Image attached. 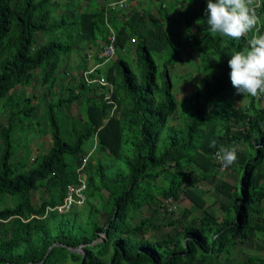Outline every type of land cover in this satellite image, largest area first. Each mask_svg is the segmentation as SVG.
Returning <instances> with one entry per match:
<instances>
[{
  "label": "trees",
  "instance_id": "obj_1",
  "mask_svg": "<svg viewBox=\"0 0 264 264\" xmlns=\"http://www.w3.org/2000/svg\"><path fill=\"white\" fill-rule=\"evenodd\" d=\"M54 1L0 0V264H264V249L255 254L244 246L264 237V107L250 97L238 106L228 88V61L249 46L248 38L214 41L201 31L196 75L186 82L188 92L179 89L177 103L172 82L155 76L154 61L172 65L181 53L165 35L144 28L151 9L133 13L129 28L117 26L110 13L116 50L127 49L134 36L135 60L116 58L103 72L117 105L116 116L103 122L107 106L95 86L72 83L65 99L54 98L52 88L70 53L105 39L104 9L97 0H80L79 11H67V2ZM58 5L63 12L54 16ZM155 7L165 11L161 3ZM29 87L38 93L27 97ZM35 97L49 102L48 129L44 121V128H34ZM236 127L245 133L232 131ZM94 134L96 149L82 168L84 203L45 211L61 206L66 186L77 183L76 169ZM46 135V152L26 147ZM239 136L261 148L253 159L242 158L248 150L238 155L244 167L239 193L224 191L221 221L207 208L201 216L187 208L174 217L161 210L162 199L178 192L202 209L195 183L214 174L213 154ZM158 178L167 185L154 193ZM37 190L40 203L32 199ZM79 247L82 254L72 251Z\"/></svg>",
  "mask_w": 264,
  "mask_h": 264
},
{
  "label": "clouds",
  "instance_id": "obj_2",
  "mask_svg": "<svg viewBox=\"0 0 264 264\" xmlns=\"http://www.w3.org/2000/svg\"><path fill=\"white\" fill-rule=\"evenodd\" d=\"M85 1L86 0H81V3H85ZM130 1L131 0H113L107 5H105L106 10L104 11L103 14V24L106 29L105 39L104 40L96 39L94 41V44L93 43L86 44V46L81 51V54L75 53V51L73 53H70V55L67 56L69 61H67L66 63L69 64V62L72 61L74 67L67 70L66 64L62 62V65H60V72L58 75V79L56 76L53 75V77L55 78V82L52 88V94L54 98L57 95H59L61 98L65 99L70 92L69 89L71 84L73 83L76 85L78 81H81L85 87L95 86L99 95L101 96L100 97L101 102L107 106V112H106L107 117L105 115L106 118L105 117L103 118L102 120L103 122H106L108 119L115 117L117 113L116 112L117 105L115 100L113 99V94H114L113 84L108 80H106L105 75L103 74L105 69L106 68L109 69L116 60V54H115L116 28L109 23L108 15L110 13H113L115 15L116 17L115 23L117 26H118L117 23L118 19L121 18L122 21L121 26H123V24L126 23V27L129 28L130 23L128 22V20L133 15V13H137V15L139 14V16H142L143 14L141 11L134 12L133 9H131L128 12L129 10L128 3ZM200 1L202 2L203 5L202 8L204 9L207 19L205 22V17L201 11L204 23L203 21H199V22L197 21L196 22L197 24L195 25H180L178 24V21L173 22L172 24H168V20L173 21L174 19L180 18L181 15L178 14L176 18L173 17L168 19V15L166 11L152 13V8H154L156 11L155 6L157 5L154 1H152L151 3L152 6H150L149 8L151 9L150 15L153 18L152 20L148 21L150 25L149 28L152 31H154V33H156L153 34L152 36L161 38L163 37V35H165L166 38L164 39V42L165 43L168 42L170 45L173 44V46L179 47V52L181 53V55L172 65L163 66V64L160 61H154L155 65L157 66V69L159 70L157 75L154 73L155 76L158 78L160 77V73H162V75L165 77V80L170 83L171 76L169 75V70L167 69L168 67H173L177 63H179V66L181 64L187 66L191 62H196V60L194 61V59L197 58L198 54L195 51V48L200 46L199 43L202 40L201 38L202 32L210 33L209 35L214 37V41H217L218 37L220 38L227 37L231 40H235L239 42L241 38L247 37L248 38L247 40L249 41V46L247 48H244L243 50L235 51L231 55V59L228 61V65L231 68V73H230L231 82L228 88L231 90L232 98L235 100L238 106L239 105L240 106L242 105L243 107L246 106L249 101L248 99L250 97V99L252 98V100L255 101L258 105L264 107V0H200ZM54 2L60 3L59 0H55ZM119 2L121 3L120 6L118 5ZM179 4L174 6L179 8ZM161 9L165 10V6L162 5ZM62 10H63V6L58 5V9L55 10L54 16L63 12ZM173 29H175L174 32ZM178 31H181L179 34L180 36L186 35V37L184 38L182 37L181 40L176 38L177 37L176 33ZM111 36L113 37L112 41H110L109 39ZM171 39L172 40L174 39L172 43H171ZM185 39H188V43L182 44L181 46V42ZM135 43H136V39L134 36H132L128 40L127 48L130 49V51H133V53H135L134 51ZM108 45L111 46L112 54L110 53L105 54L106 51L105 48ZM133 60H135V57L131 59H125L126 62L127 61L132 62ZM39 73H40L39 70L34 72L35 75ZM61 73L65 74L64 78L62 79L60 78ZM185 75L188 76V74ZM194 76H190V77H194ZM69 81H70V85L67 84ZM187 81H189V79L186 80V82ZM186 82L182 87V90L184 92L189 91V85ZM174 92H175L174 96H178L176 92H180V94H182L181 91H179L177 88H175ZM32 93H38L37 89L32 90L29 87V90L27 89L26 96L30 97L29 95ZM48 103H49L48 100H43V98L35 97L33 103V105L37 106L36 107L37 110L35 109V114L38 115L39 112L38 106L42 105L45 108V112L43 114L45 115L47 113L46 104ZM232 131H239L242 134L245 133V131L237 127L233 128ZM44 137L49 138L48 135ZM44 137H42L41 139L39 138V140L42 143L45 140ZM91 140H92L91 146L88 148L87 152L80 160V165L76 169L77 183L74 185H68L66 186L65 189L67 195L69 189L77 190L81 187V185L83 186V188L79 191L81 195V199L76 198V202L79 201V203H73L76 206L78 205L81 206L85 201V196L83 193L85 190V183H84V175L82 174V170H83L82 168L86 164L88 157L96 149L95 134L91 137ZM225 140H226V135L222 136L220 142H223ZM235 140H239L243 145L244 149L242 151H237V149L232 144L234 140L228 144H225L224 146L221 145L218 151L213 154L214 155L213 167H211L210 169H214V171H212L214 172V174L212 175L213 177L211 176V178L213 179L216 178L218 174H222L224 176L226 173H228L226 174L227 175L226 179H229L230 178L229 173L233 172L234 170L236 171L235 174H239V171H241V178H242L243 171L241 170L240 167L243 166H241L237 162L240 161L238 160V155L248 150V152L243 153L242 158L253 159L254 155L256 156L257 153L259 152V149L261 148L260 144L256 142L254 138H251L247 142L242 136H239V138ZM48 141L50 146V139H48ZM250 141L253 142L252 144L254 146L253 149L250 148V144H249ZM211 147H216L215 142L212 143ZM33 151L35 152V149ZM243 162H245V160H243ZM247 162H251V160H246V163ZM221 164L224 166L223 169L220 168ZM235 165L237 166V169H234ZM251 168L253 169L254 166H252ZM204 180H200V181H204ZM198 181L197 183H195V188L193 189V191L199 192V190L202 189V186L198 184ZM227 184L228 183L225 182L223 184L224 187L222 189L227 188L226 187ZM229 185L230 184H228V187L230 189L228 193L230 192L232 186ZM234 192L236 191L233 190L231 194H233ZM169 198H171L176 204L175 209L170 211H168L167 209L168 204L166 202ZM225 198L226 200H228L226 195ZM185 201L188 200H186L182 192H178L175 196L168 195L162 199L161 210L165 211L169 215L177 214V212L180 209L182 210L184 208H187V207L181 208L182 204ZM56 207L59 206H55L53 208L46 207L45 211L54 210V209L56 210ZM101 237H103V235H101ZM255 240L260 242V245L262 246L260 252L261 254H263L262 250L264 249V237L258 236L251 241H255ZM79 248L75 250H79ZM79 254H82V251H80Z\"/></svg>",
  "mask_w": 264,
  "mask_h": 264
},
{
  "label": "rangeland",
  "instance_id": "obj_3",
  "mask_svg": "<svg viewBox=\"0 0 264 264\" xmlns=\"http://www.w3.org/2000/svg\"><path fill=\"white\" fill-rule=\"evenodd\" d=\"M62 1L68 3L69 6L66 8L67 11H72V10L73 11H79L77 9V5H78V3L80 4V0H62ZM92 1H94V0H92ZM143 6L146 7V6H152V5H151V3L146 2V3H143ZM174 31H175V29H173V32ZM180 32L181 31H178L176 33V35H177L176 38L181 40L182 37L184 38V37H186V35L180 36L179 35ZM60 39H61V36H60ZM173 40L171 39V43L173 42ZM187 43H188V39H185L181 42V46H182V44H187ZM172 46H173V44H172ZM204 47L207 48L206 45ZM82 48L83 47H80V49H82ZM168 48L170 49L171 47L168 46ZM209 48H211L209 50L215 52L213 47L210 46ZM115 54H116V58H124V59L134 58L133 51H130V49H128V48L123 49V50H116ZM70 63L73 64L72 61ZM198 63H200V61L199 62H191L187 66H185L184 64H181L179 66V63H177L175 66L167 68L169 70V75L171 76V82L173 84V89H172L173 94H175V92H174L175 88H177L179 90L185 84L186 80H188L190 78V76L195 75L193 71L195 70ZM131 68L134 71V74H135L134 76L136 77L137 81H139V75H138L139 72H137V70H135V66L132 65ZM185 74H188V76H186ZM181 76H183V77H181ZM156 83L159 85L160 81H156ZM26 91H27V89H26ZM176 94L178 96H175L176 97L175 100L177 103H179V100H180V97L182 96V94H180V92H176ZM38 109H39L38 115L35 113L33 114V116L35 118L33 120V122L35 120L39 121V122L34 124V128L36 130H40L41 128H44L45 127V125L43 124V121H44V122H46L47 129H48V121L46 120L48 118H47V116L43 115L45 112V108L42 105H39ZM41 115H43V116H41ZM37 117L44 118V120L37 119ZM31 139L32 140L30 142H27V145L25 144L28 149H31V150L35 149L37 152H45L47 150V148L49 147V141H48L49 138L48 137H44L45 140L43 143L39 140V137L34 136V138H31ZM89 144H90V141H87L85 143L86 146H89ZM32 153H34V152H32ZM120 169L126 170L127 168L125 166L120 165ZM226 174H228V173H226ZM229 174L231 177L234 175V177H233L234 179L236 178L235 183H233L231 185L233 186L236 193H238L239 186H240V180H241V171H239V174H233L232 172H230ZM217 179L218 180L211 178V176H208L204 181H198V184H200L202 186V189L199 190V192H196V191L195 192H196L197 196H199L203 199L204 203L206 204L205 208H207V211L211 212L213 215H215L217 217V219L219 221H221L222 220L221 219L222 213L220 211L219 204H222V203L226 204L227 200L224 197L223 193L221 192L220 187L221 188L224 187L223 184L225 183L224 181H225L226 177H224L222 174H218ZM155 183H156V185L152 188L154 193L159 192L163 187L166 188L165 186L167 185V182L162 178H158ZM226 187H228V184L226 185ZM32 199L35 202L40 203L41 195H40L38 190L32 194ZM183 207H187L188 211H190L191 214H195L196 216L202 215V209L196 208L195 206H193L188 201H185L182 204L181 208H183ZM180 211H181V209L177 212L178 215H179ZM177 214H173L171 216L174 217V215H177ZM138 216H139V214H136V217H138ZM229 216L231 217L232 215H229ZM244 246L252 247V249L249 248L250 253L261 254L260 250H261L262 246L260 245V242H258L256 240L250 241V244L245 243Z\"/></svg>",
  "mask_w": 264,
  "mask_h": 264
},
{
  "label": "crops",
  "instance_id": "obj_4",
  "mask_svg": "<svg viewBox=\"0 0 264 264\" xmlns=\"http://www.w3.org/2000/svg\"><path fill=\"white\" fill-rule=\"evenodd\" d=\"M111 1H113V0H99L100 6L104 9V11L106 10L105 5H107ZM152 1H154L156 4L161 3V5L165 6V11L168 15V19L173 18V17L176 18L178 14L181 15L180 18L174 19L173 21L168 20V24H172L173 22H176V21H178V24H180V25H195V24H197L196 23L197 21L198 22L203 21V23H204L201 11L205 17V22H206L207 17L205 15L204 9L202 8L203 5H202V2L200 0H131L128 3V8H129L128 12L131 9H133L134 12L141 11L143 14H145V12H146L145 10H147L150 6L144 7L143 3H146V2L152 3ZM178 4H179V8L174 6V5H178ZM152 13H156L154 8H152ZM144 16H146V15H144ZM145 21H146V23L144 24V28H149L150 25H149L148 21L147 20H145ZM117 23H118L119 27L122 25L121 18L118 19ZM66 62L67 61H64V63H66ZM69 65L71 66V68L74 67L73 64H71L70 62H69ZM232 144L237 149V151H242L244 149L243 145L241 144V142L239 140H234L232 142ZM249 144H250V148L253 149L254 148V146L252 145L253 142L250 141ZM250 154H251V151H250ZM234 169H237L236 165H235ZM232 173L235 174L236 171L234 170ZM224 177H227V175L225 174ZM229 177H230L229 178L230 180L225 179L224 182H226L230 185L235 183L236 178L233 179L234 175L232 177L231 176H229ZM214 179L218 180L217 176ZM229 189H230L229 187H227L225 189H222L220 187V190L223 193L224 197L226 195V193L224 191H227V193H228ZM233 190H234V188H233V186H231V190L229 193H232ZM205 207H206V204H204L202 210L205 209ZM219 207H220V204H219Z\"/></svg>",
  "mask_w": 264,
  "mask_h": 264
},
{
  "label": "built area",
  "instance_id": "obj_5",
  "mask_svg": "<svg viewBox=\"0 0 264 264\" xmlns=\"http://www.w3.org/2000/svg\"><path fill=\"white\" fill-rule=\"evenodd\" d=\"M118 5L120 6L121 3L119 2ZM109 39H110V41H112L113 37L111 36ZM105 49H106L105 54H109V53L112 54V49H111L110 45H108ZM223 167L224 166L221 164L220 168L223 169ZM82 188H83V186L81 185V187L79 189H77V190L69 189L68 192H67L66 197L64 198L63 204L61 206H59V207H56V210L60 211L61 209L65 208V207H67V206H69V205H71L73 203H79V201L76 202V198H80L81 199V195H80L79 191ZM166 202L168 204V206H167L168 211L175 209L176 204L171 198H169Z\"/></svg>",
  "mask_w": 264,
  "mask_h": 264
},
{
  "label": "water",
  "instance_id": "obj_6",
  "mask_svg": "<svg viewBox=\"0 0 264 264\" xmlns=\"http://www.w3.org/2000/svg\"><path fill=\"white\" fill-rule=\"evenodd\" d=\"M51 246H53V244H52ZM48 251H49V248L47 249V252H48ZM72 251H74V252H76V253H80L81 250H80V248H79V250H72ZM47 252H46V254H47ZM46 254H45V255H46Z\"/></svg>",
  "mask_w": 264,
  "mask_h": 264
}]
</instances>
